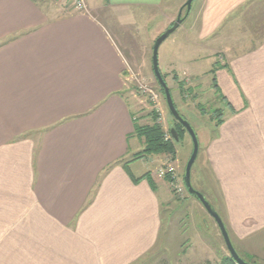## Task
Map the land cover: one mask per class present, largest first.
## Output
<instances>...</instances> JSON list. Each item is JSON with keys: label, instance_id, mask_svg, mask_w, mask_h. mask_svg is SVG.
<instances>
[{"label": "crops", "instance_id": "1", "mask_svg": "<svg viewBox=\"0 0 264 264\" xmlns=\"http://www.w3.org/2000/svg\"><path fill=\"white\" fill-rule=\"evenodd\" d=\"M87 1L89 14L56 15L48 0H0V264H147L162 230L153 181L124 166L135 118L125 49L103 12L157 11L161 33L185 0L174 14L163 0ZM194 2L174 42L224 55L213 70L234 110L200 158L214 206L206 200L237 254L264 264V0Z\"/></svg>", "mask_w": 264, "mask_h": 264}, {"label": "rangeland", "instance_id": "2", "mask_svg": "<svg viewBox=\"0 0 264 264\" xmlns=\"http://www.w3.org/2000/svg\"><path fill=\"white\" fill-rule=\"evenodd\" d=\"M48 1L54 2L58 8L53 14L80 12L71 0ZM179 1L181 0H163L160 6L163 13L168 14L171 11L174 14L175 6ZM195 2L192 4V9ZM84 3L89 14L91 10L88 8V1L84 0ZM115 10L114 13L103 12V18L111 21L109 27L117 37H120V46L125 49L126 54L121 52L124 57V95L129 103L130 112L139 125L151 124L150 113L153 112L156 116L155 122L164 131V138L166 135L171 137L170 130L175 121L167 109L152 72V48L155 40L167 29L160 33L166 21L157 11L150 16L151 21H148L145 15L143 19L141 9L131 7L130 9L115 8ZM180 12L181 16H184L185 9H181ZM238 21L239 19H233L229 23L232 32L238 34L235 35V41L230 47L237 50L239 33L236 31L240 30ZM181 32V29L173 32L159 46L158 67L165 77L179 113L190 123L197 136L199 153L191 168V184L214 206L215 200L214 197L212 198L213 194L208 182L207 166L200 158L207 142L217 135L214 131L216 119L213 118V111L220 110L224 112L225 117L234 114L231 98L213 70L214 61L223 60L224 55L216 52L215 56H210L208 50L204 48H187L188 51L185 47L178 48L174 41ZM222 44L229 45L225 40ZM222 49L218 47V50ZM226 69L230 72L229 67ZM178 77L180 81H177ZM179 82L183 85L182 88ZM140 83L146 87L143 89L144 92L139 89ZM236 87L239 89L238 84ZM150 92L156 95L155 102L151 100L153 98ZM136 138L134 135L129 137L131 157L143 148L142 141L138 138L137 141ZM174 147L173 158L168 154L145 155L142 159L133 161L132 170L136 175L142 172L154 175L151 180L159 199L163 201L162 230L156 246L146 255V259L150 261L147 264H219L221 257L228 255V252L214 220L196 198L189 196L186 191L177 193L160 175L161 170L172 167L178 180L181 184L184 183L185 166L193 148L190 136L186 132L183 133Z\"/></svg>", "mask_w": 264, "mask_h": 264}, {"label": "water", "instance_id": "3", "mask_svg": "<svg viewBox=\"0 0 264 264\" xmlns=\"http://www.w3.org/2000/svg\"><path fill=\"white\" fill-rule=\"evenodd\" d=\"M193 1L194 0H186V2H185V14H184L183 18L181 17V12H180L178 17L176 18V20L173 22L172 26L167 28L155 40L153 48H152V71H153V74L155 76V79H156L159 87L162 89L163 97L165 99L166 106H167V109H168L170 115L172 116V118L175 121H177L184 128V130L190 136L191 141H192V145H193L192 153H191L190 158L188 159V161L186 163L184 175H183V182H184V186H185L186 191L190 195L195 196V198L202 205V207L205 209V211L214 220L216 226L218 227V229L220 231V234H221V237L223 239L224 245L227 249V252L230 255V257L234 260V262L236 264H249L246 261H244L235 251V249L231 243V240L229 238V235L226 231V228L223 224V221L220 218V216L218 215V213L213 209V207L206 200L204 195L201 194L199 191L195 190L191 184V178H190L191 168H192V166H193V164L197 158L198 151H199L197 136L195 134L193 127L190 125V123L187 120H185L181 116V114L177 111V109L175 108V105H174L171 93L169 91V88H168L165 80L162 78V75H161V73L159 71V67H158L157 53H158L159 46L161 45V43L166 38L169 37L170 34H172L179 27V25L182 23L184 18L188 15ZM170 135L174 141H177L178 138H177L176 131L174 129L170 130Z\"/></svg>", "mask_w": 264, "mask_h": 264}, {"label": "trees", "instance_id": "4", "mask_svg": "<svg viewBox=\"0 0 264 264\" xmlns=\"http://www.w3.org/2000/svg\"><path fill=\"white\" fill-rule=\"evenodd\" d=\"M182 9H185V5L182 7ZM181 17L183 18V16H181ZM172 24H173V22L168 27H171ZM162 78L165 80V77L163 75H162ZM173 79L176 80V78H173ZM179 86L181 88L183 87L182 84L180 85V82H179ZM214 86H216V85H214ZM159 89H160V92L163 95L162 89L160 87H159ZM174 105H175V103H174ZM175 108L177 109L176 105H175ZM177 111H178V109H177ZM150 114L152 116L151 117L152 118V123L151 124L139 125V124L136 123L135 119L133 121V133L131 135L132 136L134 135L135 137H137L138 139H140L142 141L143 148H142L141 151L136 153L131 158V160L125 162V164H124L125 167H126L127 163L133 162L134 160H140L143 157H145V155L146 156L147 155L151 156V155L168 154V155H171L172 158L175 155L174 144H176V141H174L173 139H170V140H167V141L165 140L164 131L162 130L161 126H159L155 122L156 121L155 114L153 112H151ZM212 115H214L213 118L216 119L215 127H218L220 125V123L222 122V120H221L222 112L220 110H215V111H213ZM181 116L184 118V116L182 114H181ZM172 129H174L176 131L177 138H178L177 140H180L182 134L186 132L184 130V128L177 121H175V124L173 125ZM146 176L149 178L148 179L149 182H151L152 180L150 178V173H146L141 178L133 179V181L138 182L139 180H141L142 178H144ZM163 178L165 179V181L168 184L172 185L173 179L171 178V176L169 174L163 175ZM182 184H184V183H182ZM183 187L185 189V186H183ZM185 191H186V189H185ZM186 193L189 196H192V197L195 198L194 195H190L187 191H186ZM141 263L144 264L145 261H142ZM207 264H210V263H207ZM219 264H236V263L234 262V260L228 254V255H224V256L221 257Z\"/></svg>", "mask_w": 264, "mask_h": 264}, {"label": "built area", "instance_id": "5", "mask_svg": "<svg viewBox=\"0 0 264 264\" xmlns=\"http://www.w3.org/2000/svg\"><path fill=\"white\" fill-rule=\"evenodd\" d=\"M71 2L74 4L75 8L78 9L80 12H86L87 8H86V4L84 3V0H71ZM146 88L145 86H143V84H139V89L143 91V89ZM144 92V91H143ZM152 94V98L151 100H153V102H155L156 100V95H154L152 92H150ZM171 137H169L168 135L165 136V140H169ZM165 174H169L171 176V178L173 179L172 181V186L174 188V190L181 194L183 191L185 192L184 187L182 186L181 182L178 180L174 170L172 167H168L165 168L164 170L160 171V175L163 177V175Z\"/></svg>", "mask_w": 264, "mask_h": 264}]
</instances>
